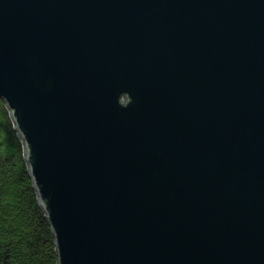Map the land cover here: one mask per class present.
Segmentation results:
<instances>
[{"label": "water", "instance_id": "95a60500", "mask_svg": "<svg viewBox=\"0 0 264 264\" xmlns=\"http://www.w3.org/2000/svg\"><path fill=\"white\" fill-rule=\"evenodd\" d=\"M0 98L59 264H264V0H0Z\"/></svg>", "mask_w": 264, "mask_h": 264}, {"label": "trees", "instance_id": "16d2710c", "mask_svg": "<svg viewBox=\"0 0 264 264\" xmlns=\"http://www.w3.org/2000/svg\"><path fill=\"white\" fill-rule=\"evenodd\" d=\"M0 264H59L54 230L34 186L23 140L2 98Z\"/></svg>", "mask_w": 264, "mask_h": 264}]
</instances>
